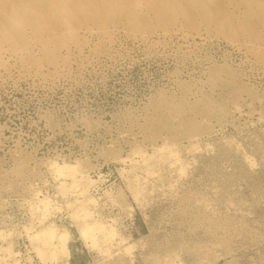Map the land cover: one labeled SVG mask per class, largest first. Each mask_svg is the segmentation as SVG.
Returning <instances> with one entry per match:
<instances>
[{
	"label": "rangeland",
	"instance_id": "rangeland-1",
	"mask_svg": "<svg viewBox=\"0 0 264 264\" xmlns=\"http://www.w3.org/2000/svg\"><path fill=\"white\" fill-rule=\"evenodd\" d=\"M227 10L193 13L194 27L113 20L81 55L71 48L66 71L40 79L15 66L2 78L0 264H264V23ZM51 161L78 166L77 189L60 191ZM84 222L112 230L108 253L79 237ZM48 228L69 234L68 258L39 254L35 233Z\"/></svg>",
	"mask_w": 264,
	"mask_h": 264
},
{
	"label": "bare ground",
	"instance_id": "bare-ground-1",
	"mask_svg": "<svg viewBox=\"0 0 264 264\" xmlns=\"http://www.w3.org/2000/svg\"><path fill=\"white\" fill-rule=\"evenodd\" d=\"M214 6L215 9H212L210 6ZM233 8L234 10L245 11L246 15L262 18V23H264V0H0V81L4 76H7L13 67L18 66V69H21V72L25 73H32L33 77L39 76L40 79L44 76V71L46 68L53 70L54 74H60V72L66 71L64 70L67 67V63H69V56H71V48L74 47L76 52L79 54L83 49V46L88 45V38L95 35L100 34L102 36L107 35V24L112 22L113 20H125L127 24L135 29L144 30L149 24L147 19H151L152 15L153 18L163 21L164 19L170 17L171 19L175 20L178 17H182L185 20L186 24L189 26L194 27L196 24L191 20L193 13L194 16L205 17L206 21L212 20L213 16L217 13H224L226 14L227 9ZM215 10L216 12H213ZM215 13V14H214ZM234 14H236L234 12ZM242 14V15H243ZM223 15V14H222ZM218 17V16H217ZM226 17V15H225ZM228 17V16H227ZM196 18V17H195ZM223 17H221L222 19ZM229 18V17H228ZM248 18V17H247ZM225 19V18H224ZM234 19V18H233ZM246 19V18H245ZM178 20V19H177ZM244 20V19H243ZM247 20V19H246ZM255 20V19H254ZM213 21V20H212ZM233 21V20H230ZM183 22V21H182ZM202 22V21H201ZM217 22H220L218 19ZM253 22V21H252ZM223 23V22H221ZM231 23V22H230ZM241 23V22H240ZM239 23V24H240ZM256 23V22H255ZM184 24V23H183ZM215 24V23H213ZM228 24V23H227ZM254 24V23H253ZM95 26L96 28L93 29L90 26ZM124 25V24H123ZM172 25V24H171ZM237 25V24H236ZM221 26V25H220ZM228 26V25H227ZM239 26V25H238ZM219 27V25L217 26ZM216 27V28H217ZM225 27V26H224ZM237 27V26H236ZM241 27V26H240ZM246 27V26H244ZM258 27V26H257ZM111 28V27H110ZM129 28V27H128ZM229 28V27H228ZM239 28V27H238ZM260 28V27H259ZM174 29V28H173ZM183 29V28H182ZM258 29V28H257ZM256 29V31H257ZM94 30H96L94 32ZM116 30V28H115ZM114 30V31H115ZM209 30V29H208ZM249 30V29H248ZM253 30V29H252ZM262 30V29H261ZM113 31V32H114ZM186 31V30H185ZM183 30V32H185ZM161 32V31H160ZM172 32V31H171ZM181 32V31H180ZM182 32V33H183ZM214 32V31H213ZM230 32V30H229ZM109 33V32H108ZM120 33V32H119ZM157 33V32H155ZM169 33V31L167 32ZM179 33V32H178ZM190 33V32H188ZM195 33V32H194ZM204 33V32H203ZM220 33V32H218ZM238 33V32H237ZM253 33V32H252ZM115 34V33H113ZM173 34V32H172ZM175 34V33H174ZM187 34V33H186ZM207 34V32H206ZM262 34V33H261ZM260 34V35H261ZM119 35V34H118ZM123 35V33L121 34ZM135 35V34H134ZM162 35V34H161ZM178 34H176L177 36ZM184 35V34H182ZM200 35V34H199ZM117 36V35H116ZM136 36V35H135ZM144 35H141V38ZM157 36V34H156ZM172 36V35H171ZM181 36V35H180ZM186 36V35H185ZM196 36V35H195ZM242 36V35H241ZM133 37V36H132ZM147 37V36H146ZM159 37V36H158ZM162 37V36H161ZM174 37V36H173ZM172 37V38H173ZM200 37V36H199ZM210 37V35L208 36ZM264 37V36H262ZM91 38V37H90ZM111 37H107L110 39ZM129 38V37H128ZM137 38V37H135ZM140 38V37H138ZM137 38V40H138ZM151 38V37H150ZM167 38V36H166ZM177 38V37H175ZM180 38V37H179ZM190 38V37H189ZM193 38V37H192ZM198 38V37H197ZM251 38V37H250ZM254 38V37H252ZM96 39V38H95ZM100 39V38H98ZM130 39V38H129ZM159 39V38H158ZM163 39V38H162ZM165 39V38H164ZM170 39V38H168ZM182 39V38H181ZM184 39V38H183ZM245 39V38H244ZM94 40V38H93ZM102 40V39H101ZM117 40V38H116ZM133 40V39H130ZM141 41V39H139ZM150 40V39H149ZM185 40V39H184ZM188 40V39H187ZM204 40V38H203ZM256 40V39H255ZM258 40H260L258 38ZM114 41V40H113ZM147 41V40H146ZM153 41V40H152ZM206 41V40H204ZM91 42V40H90ZM94 42V41H93ZM117 42V41H116ZM151 42V41H150ZM241 42V41H240ZM108 43V41H107ZM112 43V42H111ZM114 43V42H113ZM142 43V42H141ZM242 43V42H241ZM103 44V42H102ZM157 44V43H156ZM234 44V43H233ZM240 44V43H239ZM142 45V44H141ZM150 44H148L149 46ZM153 45V44H152ZM151 45V47H152ZM155 45V44H154ZM161 45V44H160ZM238 45V44H237ZM235 46V45H234ZM244 46V45H243ZM242 46V48H243ZM250 46V45H249ZM262 46V45H261ZM93 47V46H92ZM104 47V46H103ZM112 47V46H111ZM257 47V46H256ZM94 48V47H93ZM105 48V47H104ZM108 48V47H107ZM113 48V47H112ZM111 48V49H112ZM236 48V47H235ZM262 48V47H260ZM85 49V48H84ZM87 49V48H86ZM89 49V48H88ZM92 50V49H91ZM108 50V49H106ZM244 50V49H243ZM246 50V49H245ZM260 50V49H259ZM84 51V50H82ZM94 51V50H92ZM104 51V50H103ZM251 51V50H250ZM107 52V51H106ZM105 52V53H106ZM253 52V50H252ZM261 52V50H260ZM74 53V52H73ZM108 53V52H107ZM258 53V51H257ZM76 54V53H75ZM82 54V53H81ZM80 54V55H81ZM264 55V52L261 53ZM103 55V54H102ZM101 55V56H102ZM255 55V54H254ZM253 55V56H254ZM258 55V54H256ZM255 55V56H256ZM77 56V55H76ZM88 55H85L87 57ZM252 56V55H251ZM80 57V56H79ZM97 57V55H96ZM258 57V56H257ZM256 57V58H257ZM264 57V56H261ZM75 59V58H74ZM89 60V59H88ZM87 60V61H88ZM255 60V59H253ZM83 61V60H82ZM264 61V60H260ZM76 62V61H75ZM85 62V61H84ZM257 62V61H256ZM258 63V62H257ZM256 63V64H257ZM259 65V64H258ZM69 66V65H68ZM71 66V65H70ZM78 66V65H77ZM82 66V65H81ZM261 66V65H260ZM257 68V67H256ZM13 71V70H12ZM71 71V70H70ZM69 71L67 70V73ZM49 74V75H53ZM12 74V73H11ZM20 75V73H17ZM47 74V73H46ZM65 74V73H64ZM70 74V73H69ZM68 74V75H69ZM14 75V74H13ZM28 75V76H29ZM66 75V74H65ZM32 76V75H31ZM30 77V76H29ZM69 77V76H68ZM5 78V77H4ZM3 78V79H4ZM7 78V77H6ZM11 78V77H9ZM64 78V76H63ZM57 79V78H56ZM65 79V78H64ZM6 80V79H4ZM8 80V79H7ZM11 80V79H10ZM48 80V78H47ZM52 80V79H50ZM49 80V81H50ZM221 80V79H220ZM46 81V80H45ZM55 81V80H54ZM199 81V80H198ZM218 81V80H217ZM2 82V81H1ZM4 82V81H3ZM40 82V81H39ZM46 83V82H45ZM51 83V82H50ZM215 84V83H214ZM201 85V84H200ZM2 86V85H1ZM192 88V87H191ZM216 89V88H215ZM208 91V90H207ZM196 92V91H195ZM191 93V92H189ZM198 93V92H197ZM192 94V93H191ZM161 95V94H160ZM166 95V94H165ZM159 96V95H158ZM161 97H158L160 99ZM191 99V98H190ZM189 99V100H190ZM163 100V98H161ZM180 100V99H179ZM166 101V100H164ZM166 104V102H162ZM172 103V102H171ZM170 104V103H169ZM189 105V103H188ZM236 108V107H235ZM237 109V108H236ZM235 109V110H236ZM164 111V110H163ZM144 112V111H143ZM239 112V111H238ZM137 113V112H136ZM141 113V112H140ZM241 114V113H240ZM141 115V114H140ZM141 117V116H140ZM142 118V117H141ZM261 119V117H260ZM139 120V119H138ZM143 121V120H142ZM155 121V120H154ZM127 123V122H126ZM150 125V124H149ZM125 129V128H124ZM95 131V130H94ZM134 131V130H133ZM93 132V131H92ZM129 136V135H128ZM197 136V135H196ZM202 136V135H200ZM198 136V137H200ZM196 139V138H195ZM166 142V141H165ZM188 142V141H187ZM207 142V141H206ZM120 143V142H119ZM158 143V142H157ZM163 143V142H162ZM191 143V142H190ZM188 144V143H187ZM195 144V143H194ZM208 144V143H207ZM163 145V144H162ZM166 143L163 145V147ZM173 145V144H172ZM193 145V144H192ZM203 145V144H202ZM169 146V145H168ZM198 146V145H197ZM186 147V145H185ZM193 147H195L193 145ZM207 147V146H206ZM209 147V146H208ZM153 148V147H152ZM188 148V147H187ZM211 148V146L209 147ZM140 149V148H139ZM138 149V151H139ZM164 149V148H163ZM168 149V148H166ZM194 149V148H193ZM136 150V148H135ZM162 150V147L161 149ZM165 150V149H164ZM189 149H186L187 152ZM198 150V149H196ZM194 150V152L196 151ZM131 150L130 152H132ZM190 151V150H189ZM207 152V151H205ZM133 153V152H132ZM136 153V152H135ZM146 153V152H145ZM176 153V152H175ZM173 153L174 155H176ZM179 153V152H178ZM188 153V152H187ZM173 155L171 152L169 153ZM181 154V153H180ZM186 154V153H185ZM193 154V152H192ZM12 155V154H11ZM135 156L138 154H134ZM140 155V154H139ZM173 155L174 159H177ZM178 155V154H177ZM144 157V154L141 155ZM184 156V155H183ZM186 156V155H185ZM188 156V154H187ZM14 157V156H13ZM133 157V156H132ZM142 157V158H143ZM170 157V155H169ZM140 158V157H139ZM190 158V157H188ZM160 159V158H159ZM164 159V158H163ZM180 159V158H178ZM124 160V159H122ZM128 161L129 158L127 157ZM158 160V159H157ZM166 160V159H165ZM173 160V159H172ZM186 160V159H185ZM188 160V159H187ZM186 160V161H187ZM247 160V159H246ZM249 160V159H248ZM121 161V159H120ZM125 161V160H124ZM159 161V160H158ZM182 161V160H181ZM192 161V159H191ZM12 162V161H11ZM48 162V161H47ZM50 162V161H49ZM54 174H56L59 178L64 179L65 181L60 182L61 192L68 193L69 190L77 189V168L75 166L63 165L59 166L58 164H54L51 161ZM122 162V161H121ZM136 162V160H135ZM145 162V161H144ZM183 162V161H182ZM181 162V163H182ZM134 163V162H133ZM155 163V162H154ZM185 163V162H184ZM78 164V163H77ZM179 164V162H178ZM177 164V165H178ZM187 164V162H186ZM185 164V165H186ZM30 165V164H29ZM48 165V164H47ZM79 165V164H78ZM154 165V164H153ZM165 165V164H164ZM183 165V163H182ZM181 165V166H182ZM14 166V165H13ZM51 166H49L51 168ZM180 166V167H181ZM188 165H186L187 168ZM149 167V166H148ZM153 167V166H152ZM173 167V166H172ZM175 167V165H174ZM47 168V167H46ZM49 168V169H50ZM81 168V167H79ZM155 168V167H154ZM152 168V169H154ZM160 168V167H159ZM166 168V167H165ZM182 168V167H181ZM52 169V168H51ZM145 169V168H144ZM158 169V168H157ZM167 169V168H166ZM171 169V168H170ZM183 169V170H182ZM179 173L185 172V167L182 168ZM146 170V169H145ZM156 170V169H155ZM173 170V169H172ZM46 171V170H45ZM48 171V170H47ZM86 171V170H85ZM148 171V170H146ZM169 171V170H168ZM175 172V170H173ZM150 172V171H149ZM161 172V171H159ZM172 172V171H171ZM183 172V174H184ZM47 173V172H46ZM143 173V172H142ZM158 173V172H157ZM166 173V172H165ZM50 174V173H49ZM81 174V173H80ZM146 174V173H145ZM144 174V175H145ZM150 174V173H149ZM153 174V173H152ZM178 175V173H176ZM182 174V175H183ZM130 175V174H129ZM133 175V174H132ZM136 175V174H135ZM181 175V174H180ZM179 175V177H180ZM181 175V176H182ZM185 175V174H184ZM183 175V176H184ZM29 176V175H28ZM50 176V175H49ZM48 176V177H49ZM54 176V175H53ZM137 176V175H136ZM135 176V177H136ZM148 176V175H147ZM150 176V175H149ZM152 176V175H151ZM154 176V175H153ZM156 176V175H155ZM9 177V176H8ZM84 177V176H83ZM131 177V176H130ZM140 177V176H138ZM178 177V176H177ZM137 178V177H136ZM50 179V178H49ZM58 179V178H55ZM90 179V178H89ZM143 179V182L146 181ZM152 179V178H151ZM53 181V179H51ZM50 180V181H51ZM70 180L68 184L66 181ZM88 180V179H87ZM136 180V179H133ZM132 180V181H133ZM138 180V178H137ZM136 180V181H137ZM45 181V180H44ZM86 181V180H85ZM127 181V180H126ZM130 180H128L129 182ZM148 181V180H147ZM46 182V181H45ZM91 182V180L89 181ZM127 182V183H128ZM3 183V182H2ZM50 183V182H49ZM133 182H130V184ZM136 183V182H135ZM142 183V182H141ZM139 183V184H141ZM36 184V183H35ZM43 184V183H42ZM41 184V185H42ZM59 184V185H60ZM129 184V186H130ZM6 185V184H5ZM138 185V184H137ZM136 185V186H137ZM139 186V185H138ZM137 186V187H138ZM37 187V186H36ZM131 187V186H130ZM40 188V187H39ZM56 188V187H55ZM58 188V187H57ZM140 188V187H139ZM34 189V188H33ZM38 189V188H37ZM36 189V190H37ZM55 190V189H54ZM57 190V189H56ZM136 190V189H135ZM140 190V189H139ZM214 190V189H213ZM19 191V190H18ZM39 191V190H38ZM137 191V190H136ZM56 192V191H55ZM60 192V193H61ZM62 192V193H63ZM38 193V192H37ZM40 193V191H39ZM61 193V194H62ZM137 193V192H136ZM64 194V193H63ZM62 194V196H63ZM84 194L82 190L81 193ZM30 195V193H29ZM41 195V194H40ZM12 196V195H11ZM81 196V195H79ZM27 197V196H26ZM37 197V196H36ZM43 197V196H42ZM1 198V197H0ZM14 198V197H13ZM12 198V199H13ZM16 198V197H15ZM39 198V197H38ZM37 198V199H38ZM47 199V198H46ZM50 199V198H49ZM92 199V198H91ZM2 200V199H1ZM4 200V199H3ZM39 200V199H38ZM48 200V199H47ZM54 200V199H53ZM90 200V199H88ZM87 200V203H88ZM37 201V200H36ZM44 201H46L44 199ZM83 201V200H81ZM2 202V201H1ZM28 202V201H27ZM43 202V201H42ZM78 202V201H77ZM80 202V201H79ZM41 203V202H40ZM46 203H49L46 201ZM81 203V202H80ZM91 203V200L89 201ZM39 204V203H38ZM36 204V206H38ZM44 203H42L43 206ZM32 205V203H31ZM41 205V204H40ZM87 205L82 203V206H79L75 209V215L78 217H87L88 210ZM22 206V205H21ZM25 206V205H24ZM35 206V205H34ZM40 206V207H42ZM45 206V205H44ZM47 206V205H46ZM44 207V210L46 208ZM49 206V204H48ZM55 206V205H54ZM61 206V205H60ZM30 207V206H29ZM39 207V209H40ZM69 207V206H68ZM73 207V206H72ZM90 207V206H88ZM26 208V207H25ZM36 209L37 207H33ZM48 208V207H47ZM58 208V207H57ZM60 208V207H59ZM66 208V207H65ZM203 208V207H202ZM33 209V210H34ZM32 210V209H31ZM50 209H47L49 211ZM55 210V209H54ZM58 210V209H56ZM67 210H69L67 208ZM59 211V210H58ZM61 211V210H60ZM54 212V211H53ZM66 212V211H65ZM47 213V212H46ZM64 213V212H63ZM70 215V214H69ZM44 216V215H43ZM72 216V215H71ZM69 216V217H71ZM46 217V215H45ZM75 218V219H76ZM100 218V217H99ZM73 219V218H72ZM43 220V218H42ZM45 220V219H44ZM64 220V219H63ZM98 220V219H97ZM101 220V219H99ZM73 222V220H71ZM77 221V220H76ZM36 223V222H35ZM95 223V222H94ZM90 226L84 222V226L81 225V231L79 237H82L84 240H90L89 245H94V247H98L101 252L108 253L109 246L108 242L111 236L114 237V233L112 230H108L105 228L104 224L100 225L94 224ZM34 224V223H32ZM87 224V225H85ZM30 225V224H29ZM44 225V224H43ZM79 225V224H78ZM37 226V225H36ZM51 226V225H50ZM56 226V225H55ZM29 227V226H28ZM24 228V227H23ZM47 228V227H46ZM23 230V229H22ZM29 230V229H28ZM33 230V228H32ZM41 230V229H40ZM27 231V230H25ZM42 232H38L37 235L34 233L32 235L38 240L40 243V247L37 248V251L43 256V259H47V252L48 249H51V255L55 257V254H64L68 258V243H69V234L65 233H57L54 228H48L46 230H41ZM2 232V231H1ZM3 234V233H2ZM10 234V233H9ZM97 234L100 239V244L98 243L99 240L95 238ZM81 235V236H80ZM8 236V235H7ZM28 236V235H27ZM112 237V238H113ZM33 240H35L33 238ZM32 240V241H33ZM72 240V239H71ZM111 240V239H110ZM117 240V239H115ZM114 240V241H115ZM4 241V240H3ZM82 241V240H81ZM113 241V240H112ZM84 242V241H83ZM111 242V241H110ZM109 242V243H110ZM114 243V242H112ZM117 243V242H116ZM86 245V243H85ZM92 245V246H93ZM4 248V247H2ZM87 248V246H86ZM90 248V247H89ZM92 248V247H91ZM96 248V249H98ZM117 249V248H116ZM123 248V252H124ZM182 249V248H181ZM1 250V249H0ZM6 252V259L10 256L11 249H2ZM35 250V249H34ZM54 250V252H53ZM126 250V249H125ZM50 251V250H49ZM58 251V252H57ZM127 251V250H126ZM125 251V252H126ZM37 252V253H38ZM115 252H118L115 250ZM129 252V251H127ZM126 252V254H127ZM3 253V252H2ZM78 253V252H77ZM100 253V252H99ZM102 253V254H103ZM119 253H121L119 251ZM130 253V252H129ZM14 254V253H12ZM11 254V255H12ZM17 255V254H16ZM131 256V254H128ZM50 256L52 260H55ZM126 256V255H125ZM2 257V256H1ZM17 257V256H16ZM40 257V256H38ZM45 257V258H44ZM48 257V256H47ZM167 256V260H168ZM173 257H176L173 255ZM179 257V256H178ZM15 258V254H14ZM48 257L51 262V259ZM56 258V257H55ZM12 259V258H11ZM47 259V260H48ZM59 259V258H58ZM1 260V259H0ZM42 260V259H40ZM45 260L43 262H45ZM166 259H164L165 261ZM169 260L171 258L169 257ZM174 260L178 262L177 257ZM12 261V260H11ZM19 261V260H18ZM17 261V262H18ZM163 261V262H164ZM12 262H16L13 260ZM59 262V261H58ZM66 262V261H65ZM4 263V261H3ZM64 263V262H63ZM5 264V263H4ZM15 264V263H14ZM19 264V262H18ZM44 264V263H43ZM52 264V263H51ZM132 264V262H131ZM164 264H167L165 261ZM169 264V263H168ZM171 264V261H170ZM174 264V261H173ZM176 264V263H175Z\"/></svg>",
	"mask_w": 264,
	"mask_h": 264
}]
</instances>
